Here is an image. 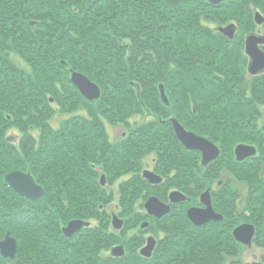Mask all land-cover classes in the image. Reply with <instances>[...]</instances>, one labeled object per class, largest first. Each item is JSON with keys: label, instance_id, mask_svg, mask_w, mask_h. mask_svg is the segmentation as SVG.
<instances>
[{"label": "trees", "instance_id": "16d2710c", "mask_svg": "<svg viewBox=\"0 0 264 264\" xmlns=\"http://www.w3.org/2000/svg\"><path fill=\"white\" fill-rule=\"evenodd\" d=\"M257 11L264 14V0H0V242L8 231L18 242L14 259L0 251V264H263L240 259L243 245L233 235L235 226L253 223V242L264 250V72L248 76L244 53ZM227 25L233 39L222 31ZM73 72L96 83L100 97L86 99ZM57 112L68 117L55 129ZM145 112L154 119L130 124ZM172 118L215 143L219 157L203 168ZM105 122L134 129L115 148ZM239 144L256 154L238 161ZM142 154L188 195L228 172L247 187L243 209L231 186L213 198L222 220L199 227L186 207L172 209L154 222L161 239L152 255H141L137 236L115 240L98 227L108 216L109 186L123 175L124 214L134 226L147 219L134 217L143 211L136 203L158 191L145 185ZM13 170L29 171L43 197L17 194L4 179ZM74 219L100 222L69 238L63 228ZM117 243L125 244L122 257L107 253Z\"/></svg>", "mask_w": 264, "mask_h": 264}, {"label": "water", "instance_id": "95a60500", "mask_svg": "<svg viewBox=\"0 0 264 264\" xmlns=\"http://www.w3.org/2000/svg\"><path fill=\"white\" fill-rule=\"evenodd\" d=\"M209 3L217 5L225 0H207ZM261 15L255 13V21L257 23L262 22ZM232 25L226 28H222V31L226 32L232 37ZM230 30V32H228ZM264 37L247 36L245 51L251 56L248 71L256 75L264 70V52L259 49L258 43H263ZM71 82L76 86L79 92L88 100H96L100 97L101 91L98 85L92 82L87 76L79 72H73L70 78ZM161 98L165 103H168L164 89L160 86ZM175 134L179 141L185 146L186 149L192 151H201L203 162H208L216 159L219 154L218 147L213 144L210 140L203 136H199L193 132L187 131L176 118L171 119ZM255 154V148L253 146L239 144L235 148V155L238 161H242L246 157ZM144 176L149 179L152 183H159L161 178L151 171H145ZM5 180L12 188L20 195L30 198L32 200H39L44 195L43 188L36 183L34 177L29 171L24 172L22 170H15L5 175ZM101 183H104V177H101ZM178 193H172L170 196L174 201L178 199L175 196ZM206 204L204 209L190 208L188 210V217L195 225H201L211 219H218L217 214L214 213L213 207L209 201L203 200ZM145 208L148 213L154 214L157 217H162L170 212L169 205L161 203L157 198L151 197L145 204ZM84 225H88L87 222L72 220L63 228V232L67 237H71L77 230L81 229ZM146 225V224H145ZM254 226L252 224H241L233 230L235 239L246 246L252 245L254 236ZM154 239L149 238V244L142 251L146 250V255H149L153 249ZM119 249V251H118ZM117 250V251H116ZM122 247L113 249V253L121 254ZM0 251L6 258L14 259L17 254V245L14 237L9 234L6 235L5 239L0 242Z\"/></svg>", "mask_w": 264, "mask_h": 264}, {"label": "flooded vegetation", "instance_id": "af4514ba", "mask_svg": "<svg viewBox=\"0 0 264 264\" xmlns=\"http://www.w3.org/2000/svg\"><path fill=\"white\" fill-rule=\"evenodd\" d=\"M130 124H133L132 122H130ZM110 126V127H108ZM106 125V123H104V130H105V134L107 136V140L108 143L115 147V148H119L120 146L123 145V141L125 140V138L132 133L134 127L133 126H126L123 123L122 124H110V125ZM122 126V127H119ZM113 127L115 129H118L117 131H115V135H116V139H111V133H112V129ZM111 128V133H109V129ZM212 142V141H211ZM110 149V148H109ZM197 151V150H195ZM200 153V164L203 166V168L207 167L209 164H211L213 161H215L216 159L212 160V161H208V162H203L202 160V152L198 151ZM249 156L246 157L247 158H251L253 157ZM142 160H141V175L144 178V180H146L145 185H150V187L153 188V190H157L158 191V196L155 194H147L148 196H146V194L143 196V199L138 201L136 203V207L142 208L143 211H136L134 212V217H139V213H145L147 215V219L142 220L138 225H135V219L134 218H130L127 217L124 213V207L123 204L124 202L122 201V197L120 195L119 192V185L121 183V181H123L124 179L128 178V175H123L121 178L117 179L111 186H109V189L112 193V199L111 202L109 203V205L107 206L106 210L108 213L107 217L102 218L104 225L102 223H100L101 226L98 227V224L100 222V220L97 219H90V220H81V219H76L79 221H84L87 222L88 225H84L81 229L77 230L73 235H75L78 232H81L84 228H88V227H98V228H104L107 229V231H109L114 237L115 240H118V236H120V238L123 239L124 234L127 235V240L130 237H134L137 236L138 239V243L141 244L140 248H139V252L141 255L146 256L147 258L150 257L152 255V253L154 252L159 240L161 239L159 236H156L154 234V222L155 221H160L163 220L170 212L172 209L175 210H179L180 208L186 207V214L188 213V210L190 208H195V209H204L206 207V204L203 200H208L210 199L211 205L213 207V211L214 213L217 214V218L216 220L211 219L203 224H201L199 227L201 226H205L207 224H210L212 222H216L219 220L224 219V214L219 212L218 210H216L213 206V198L216 195V193L218 191H227L228 188L231 186L232 188L234 187L235 189L238 190V188H240L241 186L237 187L236 185H234V182L231 181L230 175L228 172H222V174L220 175V177L217 180H211V173H209V182L211 185L209 186H201L202 189L199 190V192H197V189L195 187V185H193L191 187L192 190L189 191L190 195H188L185 191H183L181 188L179 187H175V186H171L174 182L172 181L170 176L165 177L161 173H157L156 172V163H155V158L150 157L149 155L146 154H142L141 156ZM149 159L152 160L153 164L151 169H149ZM243 159V160H245ZM242 160V161H243ZM145 171H151L153 173H155L156 175H158L161 178V181L159 183H152L149 181L148 178H146L144 176V172ZM99 178L101 179V177H104V183H101L103 186H107L108 185V180L106 179V173H103V170H101L100 168L97 169ZM166 172V171H165ZM130 177V176H129ZM197 180V178H196ZM236 182V181H235ZM239 182V181H238ZM241 183V182H240ZM171 187H170V186ZM170 187V188H169ZM230 187V188H231ZM172 193H178V195L175 196L176 199H178L177 201H174L171 198V194ZM151 197H155L157 198L161 203H164L166 205H169L170 207V212L166 215H163L162 217H157L154 214H150L148 213L147 209L145 208V204L146 202L151 198ZM112 206L113 210L112 212H108V207ZM239 209H243V207H239ZM110 215V216H109ZM188 216V215H187ZM189 218V217H188ZM139 220V219H138ZM191 221V220H190ZM192 222V221H191ZM252 224L255 226V224L253 223H249V222H242L241 224ZM146 224V225H145ZM239 224V225H241ZM239 225L235 226L238 227ZM234 228V229H235ZM125 229H127L125 231ZM233 229V230H234ZM256 228H255V232H254V236L253 239L256 235ZM72 235V236H73ZM71 236V237H72ZM153 238L154 239V246L153 249L150 251L149 255H146V250L142 251L145 247L148 246L149 244V238ZM70 238V237H69ZM124 240V239H123ZM126 240V241H127ZM119 247H122L121 250V254L119 255L117 252L113 253V249H117ZM117 251V250H116ZM119 251V249H118ZM146 251V252H145ZM110 253L114 256V257H122L125 254V244H121V243H117L115 245H113L110 248Z\"/></svg>", "mask_w": 264, "mask_h": 264}, {"label": "rangeland", "instance_id": "374dc122", "mask_svg": "<svg viewBox=\"0 0 264 264\" xmlns=\"http://www.w3.org/2000/svg\"><path fill=\"white\" fill-rule=\"evenodd\" d=\"M260 15H261V17H262V22L261 23H257L258 24V27H257V29L255 30V32H253L252 34H250L251 36H255V37H264V14L262 13V12H260V11H257ZM229 25H227L226 27H228ZM225 27V28H226ZM228 32H230V30H228ZM232 37L231 36H229L228 34V36L231 38V39H233L234 38V35H235V29L233 28V31H232ZM246 39H247V36L245 37V39H244V53H245V55L247 56V58H248V66H249V62H250V59H251V56L245 51V45H246ZM258 46H259V49L262 51V52H264V42L263 43H258ZM17 62L18 63H20V64H23L24 65V63H23V61H20L19 59H17ZM262 72H264V70L262 71ZM262 72H260V73H262ZM260 73H258V74H260ZM257 75V74H256ZM248 76H253V74H251L249 71H248ZM101 91V90H100ZM165 92V91H164ZM78 113H82V114H85V112L84 111H79ZM68 117V115H64V114H62V113H59V112H57L55 115H54V117L51 119V125H52V127L53 128H58V127H60L61 126V124H62V122H63V120L64 119H66ZM151 119H154V115L152 114V113H150V112H145V114H144V117L143 118H141V116H133V117H131V119H130V122H142V121H149V120H151ZM106 123V125L108 126V125H110L109 123H107V122H105ZM108 127H110V126H108ZM119 127H122V126H119ZM118 129H115L114 127H113V129H112V133H111V128L108 130L109 131V133H111L110 135H111V139L113 140V139H116L117 137H116V135H115V131H117ZM35 134H37V132H34ZM8 135H9V137H11L12 138V140L13 141H15V142H17V140H18V138L20 137V133L18 132V130L17 129H11L10 131H9V133H8ZM213 144H215V143H213ZM216 145V144H215ZM248 145V144H247ZM217 146V145H216ZM249 146H252V145H249ZM218 147V146H217ZM254 148H255V154H256V152H257V149H256V147L255 146H253ZM236 148V147H235ZM218 149H219V147H218ZM234 153H235V149H234ZM254 154V155H255ZM219 155H220V149H219V154H218V157H219ZM235 158H236V155H235ZM149 169H151V167H152V164H153V162H152V160L151 159H149ZM13 171H15V170H13ZM12 172V171H11ZM10 173V172H9ZM8 174V173H7ZM5 178V177H4ZM6 181V180H5ZM231 181H233L234 182V185H236L237 187H239V186H241L240 188H238L239 189V191H238V193H239V197H238V201H237V203H238V205H239V207H243V205H244V202H245V197H246V186L243 184V183H240V182H238L237 180H235V179H231ZM236 181V182H235ZM112 210H113V207L112 206H110V207H108V212H112ZM74 220H76V219H74ZM195 225V224H194ZM196 226H200V225H196ZM254 226V225H253ZM256 228V226H254V229ZM7 234H9L10 235V233H9V231L6 233V235ZM6 235H5V237H6ZM11 236V235H10ZM5 237L3 238V240L5 239ZM11 237H13V236H11ZM70 238H72V237H70ZM243 245V247L241 248V252H240V254H239V256H240V259H242L243 261H245V262H253V261H261V262H263V264H264V250L261 248V247H258V246H256L255 244H254V242L252 241V245H250V246H246V245H244V244H242ZM108 254L110 253V251L109 252H107Z\"/></svg>", "mask_w": 264, "mask_h": 264}, {"label": "bare ground", "instance_id": "6f19581e", "mask_svg": "<svg viewBox=\"0 0 264 264\" xmlns=\"http://www.w3.org/2000/svg\"><path fill=\"white\" fill-rule=\"evenodd\" d=\"M5 179V178H4ZM9 184V183H8ZM11 186V185H10ZM12 187V186H11ZM14 190V189H13ZM15 191V190H14ZM16 192V191H15ZM17 193V192H16ZM18 194V193H17ZM20 195V194H19ZM22 196V195H21ZM23 197H25V196H23ZM27 198V197H26ZM28 199H30V198H28ZM32 200V199H31ZM72 221V220H71ZM193 223V222H192ZM194 224V223H193ZM68 225V224H67ZM73 237V236H72ZM15 239V238H14ZM16 240V239H15ZM16 245H17V251H18V242H17V240H16Z\"/></svg>", "mask_w": 264, "mask_h": 264}]
</instances>
